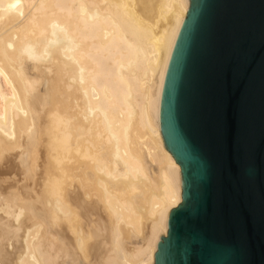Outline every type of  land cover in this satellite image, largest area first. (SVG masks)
<instances>
[{
    "label": "bare ground",
    "instance_id": "6f19581e",
    "mask_svg": "<svg viewBox=\"0 0 264 264\" xmlns=\"http://www.w3.org/2000/svg\"><path fill=\"white\" fill-rule=\"evenodd\" d=\"M190 0H0V264H154L182 168L163 52Z\"/></svg>",
    "mask_w": 264,
    "mask_h": 264
},
{
    "label": "water",
    "instance_id": "95a60500",
    "mask_svg": "<svg viewBox=\"0 0 264 264\" xmlns=\"http://www.w3.org/2000/svg\"><path fill=\"white\" fill-rule=\"evenodd\" d=\"M190 1L180 34L194 17L196 43L161 103L183 203L154 264H264V0Z\"/></svg>",
    "mask_w": 264,
    "mask_h": 264
},
{
    "label": "snow or ice",
    "instance_id": "6c2138e0",
    "mask_svg": "<svg viewBox=\"0 0 264 264\" xmlns=\"http://www.w3.org/2000/svg\"><path fill=\"white\" fill-rule=\"evenodd\" d=\"M194 20L195 18L193 17L188 25L185 26L184 32L178 34V42L172 46L174 54L169 55L167 50H164L163 52V66L160 71V76L161 79L166 76L174 89L178 87L183 78L184 67L191 54V49L196 43L197 31L193 29ZM167 127L169 136H171L176 128V115L173 107H170L169 109ZM206 172L207 168H205V174Z\"/></svg>",
    "mask_w": 264,
    "mask_h": 264
}]
</instances>
